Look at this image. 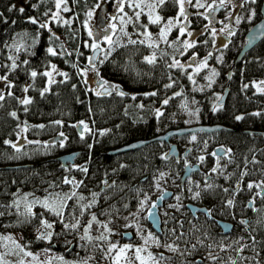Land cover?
Returning <instances> with one entry per match:
<instances>
[{
  "label": "trees",
  "instance_id": "16d2710c",
  "mask_svg": "<svg viewBox=\"0 0 264 264\" xmlns=\"http://www.w3.org/2000/svg\"><path fill=\"white\" fill-rule=\"evenodd\" d=\"M260 1L256 0L255 4L244 2L241 4L236 15L241 18L240 23L227 29L226 34L221 33L224 45L220 48V52L211 50L213 45L211 31H207L206 28L202 31V28L208 24L204 16L198 14H191L188 18V27L192 33L194 32L192 40L195 41L196 46L186 51L180 44L168 47L163 43L159 48H154L148 47L145 43L116 44L114 41L107 59H104L105 54L101 59L104 61L102 64L98 59L96 67L99 76H96L97 80L102 78L111 84L119 85L121 91L127 94L121 97L115 93L110 96L95 95L94 91L88 90L82 76L72 67L75 63L79 68H83L86 63L84 53L87 54L88 50L85 44L90 39L87 28L84 27L87 22V12L92 10L95 4L100 3L104 10L102 14L104 18L105 13L114 7V0H68L70 11L61 12V15L65 19L72 20L71 27L51 23L49 26L60 40H50L47 31L39 30V41L35 46H30L31 38L37 34L38 29L36 25L28 22V18L36 17L40 21L48 19L44 13L49 9L55 10L53 0H0V76L7 74L8 80L14 85L13 88L8 89L6 82H3L5 100L0 106V212L4 213L0 215V232L20 233V244L26 245L28 251L47 247L63 257L72 256L74 259L82 258L87 254L98 255L99 251H102L93 245L96 240L89 244L78 241L73 235H77V231L83 232V228L93 214L101 223H108L109 228L116 229L113 230L115 234L126 216L138 210L139 200L144 199L145 194L150 197L149 205L150 200L161 192L157 193L155 181L160 172H165L175 186L172 187V196L158 210L161 220L160 232L156 233L148 227L144 220L145 210L139 214H141V223L147 227L148 232L158 236L161 243L175 241L182 251L188 249L191 252L190 255L186 252L181 256L164 250V255L171 257L169 264H182V262L194 264L195 261L210 264L206 259L209 251L222 258L217 260L216 264H227L228 257H236L234 248L238 245L233 242L241 237L244 238L241 243L250 246L245 248L242 255L255 256V252L251 250L253 246L251 237H255L254 247L260 253L258 257L260 264H264V198L254 199V208L259 211L247 206L254 197L255 190V188L249 190L247 184L264 181V94L257 92L252 86L253 81L264 80V36L241 59L235 61L238 50L243 44L244 33L259 19ZM20 8L24 9L23 13L19 11ZM225 8L226 5L223 9ZM249 9L256 11V16L251 20L248 18ZM99 10L100 8L96 10L98 18ZM175 11L176 5L171 0L157 9L164 19L174 15ZM126 12L130 16L131 10L126 9ZM212 19L213 17H211V25L215 24ZM144 21L143 18L142 21L128 24L134 27L130 33L137 34L134 30L145 25ZM149 25H153L152 29H156V24ZM230 30L235 34L229 33ZM24 33L28 34L23 41L27 51L22 49L20 53H16L11 45L20 42ZM139 37L142 39V35H139L134 37V40L140 41ZM177 37L172 30L168 40L175 41ZM182 40L183 37H180L181 42ZM61 43L72 53L71 56L47 54L46 49L49 46L56 47L60 51ZM91 52L92 50L89 54ZM153 53L156 54L157 59L155 63L149 64L145 57ZM209 53L212 55L209 56ZM193 54L196 56V62L206 57L209 62L208 68L195 75L197 81L195 86L187 79V76L193 72ZM9 55L17 58V63L20 65L12 72L3 67L11 63L8 60ZM173 57L176 60L184 58L191 62L193 67L169 68L168 64ZM220 57L222 62H218ZM23 60H28V65H22L20 62ZM49 63L55 64L59 71L68 73L69 79L61 82L64 78L57 75L55 77L57 82L50 85V91L41 96L40 91L46 86L47 78L39 73L47 70ZM211 68H215L219 75L214 77L215 82L209 88L204 77ZM32 70L38 72L35 80L30 76ZM173 81L175 83L172 88L164 87ZM245 84L249 85L247 89L243 88ZM73 85H76L75 89ZM25 86H29L27 93L23 92ZM225 86L227 90L221 103L222 107L213 112V105L217 104L216 97L221 96ZM181 89L183 95L170 99L169 104L162 108L164 115L157 118L155 110L161 108L163 99L172 97L173 93ZM8 91L13 95L7 96ZM153 91L157 92L156 96L144 95ZM132 95H136V100L131 99ZM25 96L32 99V103L27 106L21 105L17 99ZM185 97L188 103L195 100L196 109L200 110L195 124H218L227 129L174 136L168 142L153 140L126 152L109 154V151L128 143L148 140L165 131L182 127L185 113L180 105ZM141 103L144 105L143 109L137 107ZM13 111L17 113L18 119L10 116ZM255 112H260L261 115H252ZM238 115L244 116V119L237 121L235 117ZM55 121H61L62 124H55ZM81 121L88 124L91 132L84 131ZM25 122L28 126L27 130L21 131ZM76 124L80 125V131L75 127ZM38 125L45 127L41 129L36 127ZM101 130L108 131L100 136ZM61 133L63 136L60 135ZM193 134L196 135L195 141L192 140ZM5 140L17 143L21 151L16 152L10 144L4 143ZM28 141L40 143H28ZM172 143L183 151L191 150L188 161L199 163L198 172L194 176L190 174L182 182L194 179L196 182H205L201 174L209 172L205 177L210 178L213 187L206 189L200 185L201 188L196 191H200L201 196L197 199L192 198L194 190L189 191L190 186L186 183L184 185L178 183L181 182L183 162L187 158L185 160L171 156L167 159L162 158L166 146L169 149ZM45 144L49 146L45 148ZM89 145L92 147L89 148ZM218 147L231 149V162L228 157L221 159L219 165L223 168V173H212L211 170L217 166V160L211 153ZM69 152L77 153L72 162L66 163L69 168L66 171L56 158ZM201 155L205 157L203 161L198 159ZM253 158L257 163L250 162ZM246 160L249 161L246 169L248 175L241 177ZM80 167H86L87 174L80 171ZM225 176L229 178L225 179ZM64 177L83 181V184L76 189L77 198L67 202L68 207L63 217L64 223H75L74 213L80 221L77 231L64 229L59 217L46 215V212L42 214L37 205L33 207L35 216L27 218L21 215L25 211L23 203L19 209L10 207L15 199L24 194H32L29 196V200H32V197L43 198L48 192H70L72 185L63 184ZM105 180L113 186L105 185ZM53 182L57 187L50 188L49 185ZM238 182L240 189L233 195ZM224 188H228L229 191L224 192ZM93 192L98 194L95 198L91 195ZM80 195L85 199L79 200ZM177 196L180 197L179 201L173 200ZM93 199L96 203L90 209H85L81 216L80 206L88 204ZM228 199L234 200L231 208L226 206ZM190 202L207 207L211 211V218H206L202 214L192 217L184 206ZM170 203L173 206L179 205V209L170 206L166 208ZM125 204L127 208L124 207ZM41 214L43 218L54 221V232L57 227H61L59 232L53 234L51 243L38 240L34 235ZM25 219L28 222H23ZM215 219L231 222L230 232L220 233ZM242 220L248 223L241 224ZM92 226L95 227L92 229L95 234L104 232L98 224L93 223ZM172 229L176 230L175 236L172 234ZM125 231L131 233L128 241L131 240L133 231L130 230L119 231L120 239H122L121 233ZM181 232L184 234L182 239L176 240V236ZM198 240L200 243H197ZM69 241H73L74 244L68 245ZM193 244L196 245L194 250ZM209 244L213 245V249L208 248ZM70 245L72 248L76 247V250L66 252L65 249L67 246V249H70ZM219 245H231V247L228 251L221 252ZM98 261L103 262V259ZM243 264H249V261H244Z\"/></svg>",
  "mask_w": 264,
  "mask_h": 264
},
{
  "label": "snow or ice",
  "instance_id": "6c2138e0",
  "mask_svg": "<svg viewBox=\"0 0 264 264\" xmlns=\"http://www.w3.org/2000/svg\"><path fill=\"white\" fill-rule=\"evenodd\" d=\"M168 2V0H151V2H149V0H115V4H116V8L119 10L120 13H124V15H121L119 17H117L116 15H112L111 17H109L110 22L107 26V28H103L101 31L103 32V41L109 45V49L105 50L103 48H101L100 43L97 42V40L99 39V34H97V40H94L92 42V44L90 45L92 51H93V55L89 56L87 58L88 61V66L85 67L84 69H80L78 67L77 64H72V67L75 68L78 72V74L82 77H87L88 72L92 71L94 72L97 76H99V71L96 67V62L98 61V56L101 52H104V59H107V55L110 54L111 51V46L114 44V40L113 37L116 35V32L119 30L121 33H123L124 35L128 36V33L125 31L126 26L128 24H134L136 22H139L140 17L142 14L147 15L148 18V23L149 24H157L160 25V30H159V42L160 43H164L166 45H168V47H174L176 44H180V46L186 51L190 48H193L196 46L195 41L192 40H188L185 39L182 42L180 41V37H183L186 33L188 37H192L193 33L191 31H187L186 26L181 22V17H183L184 21H187L189 18L188 12H187V6H193L196 9H200V8H206L207 11L209 13H213L215 10L224 7L226 4H231L232 0H219V3L216 2V0H213V2L211 4H205L203 2H201V0H195V4L193 5L192 0H171V2L176 5L178 7V14L174 17V18H168L166 21L164 20V18L158 14L157 9L163 7L166 3ZM54 3V8L55 10H51L49 9L47 12L44 13L45 17H48V19L44 20V21H40L38 18L36 17H29L28 18V22L36 25L37 26V34L31 38V45L30 46H35L36 43H38L39 41V36H40V32L39 30H45L50 34L49 39L50 40H60V37L58 35H56L51 27L49 26L51 23L55 22L57 24H63V25H67L69 27H71L72 24V20L71 19H65L62 15L61 12H68L70 11V8L68 7V0H53ZM244 3H251V4H255L256 0H244ZM125 6H127L129 9L133 10V15L132 16H128L127 13L124 12V8ZM15 7V6H13ZM101 4L97 3L94 5L92 10H89L87 12V16L89 18V21L91 20V18L94 16L95 14V9L96 8H100ZM145 9H147V12H145ZM11 10V9H10ZM19 11L21 13H23L24 9L20 8ZM198 15H201V13L197 12ZM256 16V11L254 9H249V20H251L252 18H254ZM125 17H127V19H125ZM204 18L206 20H209V16L208 15H204ZM229 19H231V16L228 17ZM117 19L119 20V25L120 27L118 28V25L116 23ZM241 18L237 17L236 18V23H240ZM175 21V23H174ZM212 21L209 20V25H211ZM209 25H205L206 29H209ZM84 27L88 28V35L89 37H92L94 35V32L92 30L91 27H89V23L85 22ZM147 25H141V28H143L142 32L137 33V35H142L145 37V40L148 41V47H154V48H159V43L156 41H153L152 39V33H150L147 30ZM173 27H178L179 28V35L177 37V39L175 41H169L168 40V36L171 33ZM211 31V35L213 38L216 37L217 35V31L215 28H210L209 29ZM110 33V34H109ZM232 35H234L235 33H231ZM264 34V33H262ZM27 33H24L21 35V40L20 42H14L11 45V48L15 50L16 53H20L21 50L23 49L24 51H27V47L25 46L24 38L27 37ZM145 40H140V41H136V40H132L131 36L128 37V42L130 44H136V43H145ZM88 46V45H86ZM60 51L57 50L56 47H52L49 46L46 51L47 54L50 56H58V55H64L67 54L69 56L72 55V53L70 51H68L65 47L64 44L61 43L60 46ZM78 55H80V53H77ZM166 54V53H165ZM209 56H211L212 54L209 53ZM157 57L156 54L153 53L151 56H147L145 57V60L149 63H155ZM8 60L11 62L10 64L7 65H3V67L8 68L9 72L15 71L20 65H18L17 63V58L13 57L12 55L8 56ZM192 61L194 62V67L193 64H189L188 67H193V72L191 74H189L187 76V79L195 86L197 84V81L195 80V75L199 74V72L205 68H208V58H204L202 61L200 62H196V56L195 54H193L192 56ZM99 63H103V60H99ZM218 62H222V57L218 58ZM22 65H28L29 61L28 60H23L20 62ZM169 68H180V69H185V65L181 64L178 60L175 59V57L172 58V62L170 64H168ZM210 75H206L204 77V79L208 82L207 86L210 88L211 85L215 82L214 81V77H216L217 75H219V73L216 71L215 68H211L210 70ZM54 73L56 75H59L61 77H63V81L61 82H66L69 79V75L66 72H62V71H58L57 67L55 64H51L49 63V65L47 66V70L43 71L42 73H39V75H42L43 77H46V86L40 91V95L43 96L45 93H48L50 91V85H52L53 83H56L57 81L54 78ZM30 76L33 80H35V78L38 76V72L35 70H32L30 72ZM169 79L171 80V77H169ZM0 81L6 82V87L8 89H11L14 87V85L12 84L11 81L8 80V75L5 74L3 76H0ZM84 83L87 85L88 81L85 80ZM174 81L171 83L166 84L164 87L166 89H170L173 87L174 85ZM252 86L256 89L257 92L264 94V80H261L259 82L253 81L252 82ZM73 89H75L76 85L72 86ZM249 87V85L245 84L243 85L244 89H247ZM89 91H94L95 95L97 96H105V95H112L113 93H115L116 95H119L121 97L127 95L125 92L121 91L120 86L116 85V84H111L109 81L104 80V79H98L96 81V87L95 89H88ZM202 90V89H201ZM29 91V86H25L23 88V92L27 93ZM13 93L11 91L7 92V96H12ZM146 97L147 96H156L157 92L153 91L151 93H145L144 94ZM183 95V89H181V91L175 92L173 93L172 97H168L163 99V101L161 102V108H158L155 110V115L157 118H159L160 116H163L164 113L162 111V108L164 106H167L169 104L170 99H173L177 96H182ZM136 95H132L131 99L132 100H136ZM18 102L23 105V106H27L29 104L32 103V99L25 96L23 98H17ZM5 100V93L4 90L2 88H0V106H2V102ZM217 100V104L213 105V112L217 111L218 108L222 107V104L220 103L223 100V97L221 96H217L216 97ZM192 103H196L195 100L192 101ZM137 107L143 109L144 105L141 103L139 105H137ZM180 107L186 112L187 115L189 116H196L198 118L199 116V109H195L193 110H189L188 108V102H187V98L185 97L184 101L181 103ZM25 111H27V107H25ZM252 115L255 116H260L261 113L260 112H255L252 113ZM10 116L14 119H18L17 117V113L15 111L10 113ZM235 119L237 121L243 120L244 116L242 115H238L235 117ZM55 124H62L61 121H55ZM80 124L83 125V129L84 131H88L91 132V129L89 128L88 124L81 121ZM27 124L25 122V125L23 128H21V131H26L27 130ZM36 127L39 128H44V125H38ZM108 130H101L99 132L100 136H103L106 134ZM61 136H63V133L60 134ZM83 133H81V139H83ZM66 139V138H65ZM192 140L195 141L196 140V135L193 134L192 135ZM5 144H10L11 147L13 149H15L16 152H20L21 149L20 147L17 146V143H12L11 141L5 140L4 141ZM28 143H37L39 144V141H28ZM61 143V147H63V141L60 142ZM49 145L45 144L44 147L47 148ZM92 146L89 145V148H91ZM191 151V150H189ZM212 156L216 157L217 160V166L214 167L211 172L212 173H223V168H221V166L219 165V161L221 159H224L225 157L229 158V162H231V149H225V148H221L218 151H214L213 153H211ZM12 158V157H9ZM163 159H167L168 158V154H164V156L162 157ZM198 159L200 161H203L205 159V157L203 155H201L200 157H198ZM249 161H245V170H243L241 172V177L248 175L247 172V163ZM251 163H257V161L255 160V158L252 159V161H250ZM186 167H188V165H185ZM61 167L64 168L66 171L69 170L68 166L66 164H61ZM76 167V166H74ZM123 167V165H122ZM80 171L84 172L85 174H87V168L86 167H80L79 168ZM165 173L160 172L159 173V178L156 179L155 183H156V187L157 189H159V180L163 179L165 177ZM228 176H225V179H228ZM63 184H67V185H72V190L70 192H48L46 196H44L43 198H39L36 197L32 200H29V196L32 194H24L22 197H18L17 199H15L13 201V204L10 205V207H15L17 209L20 208L21 203L23 202L24 204V213H21V215H24L26 218L29 216H35V213L33 212V207L36 205H39L41 207H43L46 211L52 213L53 215L57 216L60 218V223L63 224L64 229H71V230H77L80 227V221L79 219H77L75 217V214L73 213V218L76 219L75 223L69 224V223H64L63 217H64V211L65 209H67L68 207V201L73 200V198H77V191L76 189H78L80 187L81 184H83V181H76L74 178L73 179H69L67 177H64L62 180ZM104 184L107 185L108 187H112L113 185H109L108 182L105 180ZM205 186L206 189H211L213 187V184L210 182V178L208 180L205 181ZM50 188H55L57 187V185L53 182L49 185ZM197 187H199V185H197ZM247 188L249 190L256 188L258 190V192L256 193V195L261 196L262 198H264V181H261L259 183L256 182H249L247 184ZM240 189V182H238L235 186V189L233 190V195H235L236 190ZM139 191V190H137ZM189 191H191V189H189ZM224 192H228L229 189L228 188H224L223 189ZM92 197L95 198L98 194L93 192L91 193ZM201 196V192L200 191H196L192 193V198L193 199H197ZM79 200H84L85 197L83 195L78 196ZM150 197H148L145 194L144 199L139 200V208L137 210V213H133V215H137L139 214V212H142L145 210V207L147 206V218H154L156 216V209L159 207L157 202H152L150 205H148V201H149ZM164 199V194H162L159 197V200L162 201ZM176 199L179 201L180 197L177 196ZM96 203V200L93 199L91 200L88 204L85 205H81V216L83 215V212L85 209H90L94 204ZM234 204V200L233 199H228L226 201V206L231 208ZM250 208H253L256 211H259V209H255L254 208V199L249 201V205ZM125 208H127V204L124 205ZM170 207H177V209H179V205H170ZM4 213L0 212V215H3ZM165 215H167V213H165ZM193 215H195V213H193ZM205 215L209 216L211 218V211L210 210H205ZM127 219V217L125 218ZM23 222H28L27 219H25V221ZM111 221H109L110 223ZM96 223L98 224L100 227H102L104 229V232H102L99 236L93 237L90 233H91V228H92V224ZM241 224H247V221H240ZM40 226L45 229V231L41 232L38 236L37 239L38 240H47L49 243H51L52 237H53V232L50 231L51 229H53V223L49 222L47 219H44L42 214H41V219H40ZM131 224L125 225V227H131ZM230 230V229H229ZM172 234L175 236L176 235V230L172 229ZM105 233H107L108 235H105ZM114 234L112 229H110L108 227V223H101L100 221H98L97 217L95 214H93L91 216V220L88 222V224L83 228V234L79 237L80 240L82 241H86L87 243H92L93 240H97V241H105L108 242V238L109 235ZM125 235L127 236L128 234L125 233ZM183 232L180 233L179 236H176V240H180L183 237ZM244 238L241 237L238 240L234 241L233 244L238 245L237 247L234 248V251L236 252V257H228V261L227 264H243L244 261H249V264H260V261L258 259L260 253L258 251H256L254 245L256 243L255 237H251L252 241H253V246H251V250L253 252H255V256L252 257H248V256H244L242 255V253L245 251V248L250 247L248 244L246 243H241V241ZM141 240L143 241L142 245H133L132 243H126L123 245H120L118 242H109L108 243V247L107 249H103L101 248V251L104 254V258L105 259H110L112 264H169L171 257H166L164 255L163 252L160 253H153L152 251L149 250L150 247L155 246L156 248H163L165 249V251L167 252H171L174 254H179L181 256H184L185 253L187 252L189 255L191 254V252L188 249H184L183 251L180 249V246L178 244L175 243V241H173L172 243H161L160 239L158 236H155L153 233L149 232L147 234V236H143L141 235ZM0 241H10L11 244L13 245V250H18L19 253H22L24 257H31L32 261L37 262V264H51V259L47 260V261H43L41 262L39 260V256L37 254L32 253L31 251H27L26 250V245H21L20 243H18L16 240H14L10 235L9 236H2L0 235ZM151 241V244L149 243ZM197 243H200V241L198 240ZM5 247L7 248V244H5ZM231 247V245H219L220 251L221 252H225L228 251V248ZM196 248V245L193 244L192 245V249L194 250ZM209 249H213V245L209 244L208 245ZM50 250H45V252H48ZM129 253H131V255H129ZM8 252H5L3 254H0V264H13V262L8 261L5 259V257L8 255ZM55 259L61 261V264H71V262L65 261L64 258L62 256L59 257H55ZM89 259H92L91 257H89ZM206 259H208V261L210 262V264H216L217 260H221L222 258L219 255H213L211 251H209L208 256L206 257ZM15 264H25V261L23 259H20L18 261L15 262ZM82 264H88L87 260H84L82 262ZM183 264V262H182ZM189 264H191V262H189ZM194 264H203L202 261H195Z\"/></svg>",
  "mask_w": 264,
  "mask_h": 264
},
{
  "label": "rangeland",
  "instance_id": "374dc122",
  "mask_svg": "<svg viewBox=\"0 0 264 264\" xmlns=\"http://www.w3.org/2000/svg\"><path fill=\"white\" fill-rule=\"evenodd\" d=\"M114 2H115V0H114ZM149 2H151V0H149ZM201 2H203V3H205L207 5V4H211L213 2V0H201ZM216 2L219 3V0H216ZM243 2H244V0H232V3L231 4H226V8L225 9L222 8V9L216 11V14L215 15L209 13L206 8L196 9L193 6H188L189 11L191 13H193V14H197V12H199V13H201V16H204V15H208L210 17L216 16L217 21H215L214 23L217 26H215V24H212L211 25V28H215L216 29L217 35H216L215 38L212 37V39H213V45H212L211 50H213L215 52H220V48L224 45L223 44V38L221 36V33L226 34L227 33V29H230L231 27H234L236 25V18L238 17L236 15H237L238 11L240 10L241 4ZM192 3L194 5L195 4V0H192ZM126 9L128 11L131 10V12H130L129 15L132 16L133 15V10L132 9H129L127 6H125V8H124V12L125 13H127L126 12ZM96 10L98 11V8H96ZM96 10H95L94 16L91 18L90 21H89V18L87 17V22L89 23V27L92 28V30L94 32V35L92 37H90L88 43L85 44V45H88V46H86V48L88 50V53L87 54L84 53L85 54L84 59H85V62L86 63H85V66L83 68H80L81 70L88 66L87 58H88V56L91 55V53L89 54V52L92 50L91 47H90V45L92 44V42L94 40H97V34H99V39L97 40V42L100 43L101 48H103L105 50H108L109 49V45H107L103 41V35L104 34L101 31L103 28H107L108 24L110 22H112V21H110L109 17H111L112 15H116L117 17H119L121 15H124V13H120L118 9L114 10L113 7H112L111 10H112L113 13H109V11H108L107 13H105L104 18H101L99 20V18L97 17V13H96L97 11ZM145 12H147V9H145ZM229 16H231V19L228 18ZM143 18L145 20L144 21L145 22V25L148 26L147 27V30L150 33H152V39H153V41L158 42L159 45L163 44V43H160L159 42V36H158L159 30H160V27H159L160 25H157L156 24V29H152L153 25H149L147 15H145V17L141 15L139 21H142ZM125 19H127V17H125ZM167 19L168 18H165L164 20L166 21ZM181 22H182V19H181ZM116 23H117L118 28H119L120 25H119V20L118 19H117ZM174 23H175V21H174ZM188 26H186L187 31H191ZM158 27H159V29H158ZM133 28L134 27H131L129 25L126 26L125 31L128 33V36L124 35L123 33H121L118 30L116 32V35L113 37V40L116 41V44H122V43L128 42V37L129 36H131V39L132 40H134V37H138L139 35H137L135 33L134 34H131L130 33V31ZM173 28L174 29H172V30H173L174 34L176 36H178L179 35V28L178 27H173ZM141 30H142V28L139 26V27H136V29L134 31H136L137 33H139V32H142ZM87 31H88V28H87ZM207 31H209V29ZM138 39H140V37ZM183 39L184 40L185 39H188V40L192 41V37H188L187 36V33L183 36ZM140 40H145V37L142 36V39H140ZM145 44L148 45V41L147 40H145ZM104 54H105L104 52H101L99 54V56H98V59L101 60L103 58V55ZM181 58H182V56H181ZM181 58L178 61L181 64H184L185 65V68L189 64H191V62H189L187 60H184V58L183 59H181ZM208 75H210V71H208ZM56 76L57 75L54 73V78ZM82 79H83V81H85V80L88 81V84L86 85L88 88L95 89V87H96V81H97V76H96V74L94 72L89 71L87 77H82ZM205 82L208 83L206 80H205ZM0 88H2L4 90V83H3V81H0ZM188 108H189V110H193L194 111L196 109V106L193 103H188ZM184 113H185V117H184V120H183V126H191V125H194L197 122V117L196 116H189V115L186 114L185 111H184ZM194 164H197L198 165V163H194ZM165 174H166L165 177L163 179H160L159 180V189H157V193L160 191L161 188H169V189H172L171 184H173V182L170 181L171 179L169 178V175L167 173H165ZM188 182H194V181L193 180H189ZM155 185H156V183H155ZM32 199H34V197H32ZM175 199L176 198H174L173 200H175ZM170 205H171V203H170ZM170 205L167 204L166 205V208H169ZM37 206H38L39 210L42 212V214H44L46 212V215L54 216L52 213L46 211L43 207H41L39 205H37ZM134 213H137V211H135ZM126 217H127V219H124V222L121 224V226L119 227V229H117L116 233L115 234H112V235H109V238L110 239L108 240V242H105V241H97L96 240L93 245H95L96 248H100V249L103 248L105 250L107 249L109 242H118L120 245H123V244H126V243H132L133 245H142L143 244V241L141 240V235L147 236V234L149 232L147 230V227L144 224L141 223V218H140L141 217V214H138V216H137V215H133V213H132V214L127 215ZM44 219H46V218H44ZM47 220L49 222L53 223V229H51L50 231H52L54 234L57 233V232H59V230H61L60 229L61 227H57V230H55V232H54V227H55L54 226V224H55L54 221L49 220L48 218H47ZM128 224H131L132 226L131 227H125V225H128ZM93 228H95V227L92 226L91 233L90 234L93 237L99 236L100 235L99 232H97V234H95L94 232H92V229ZM110 229H112V231L113 230H116V229H113V228H110ZM123 230L133 231V237H132L131 240L128 241V240H125V239H120L118 232L119 231H123ZM43 231H45V229H43L40 226V223H39L37 225L35 231H34V235L35 236H38ZM82 234H83V232L77 231V235H73V237H76V239L78 241L82 242V240L79 239V237ZM0 235H2V236H9L10 235L18 243L21 242V235L18 232H12V233L0 232ZM105 235H108V234L105 233ZM43 241L45 243H48L47 240H43ZM83 242L87 243L86 241H83ZM149 243L151 244V241ZM5 244H7V248L5 247ZM46 249L47 250H50V251L45 252ZM149 250L152 251L153 253H158V252H163L165 249H163V248H156L155 246H152V247L149 248ZM5 252H8L9 253L5 257V259L8 260V261L13 262V264H15V262L18 261V260H20V259H23L25 261V264H37V262L31 260V257H24L23 254L22 253H19L18 250H13V245L11 244L10 241H0V254H3ZM31 252L34 253V254H37L39 256V260L41 262L47 261V260L51 259V264H61V261L55 259V257H59V256H62V255L60 253H58V252L52 251L51 249H49L47 247L42 248V249H39V250H36V251H31ZM129 255H131V253H129ZM89 257H91L92 259H89ZM63 258H64L65 261L71 262V264H82V262L84 260H87L88 261V264H112L111 260L110 259H105L103 252H100V251H99V254L98 255H90V254H87V255H85L82 258L79 257V258H75V259L72 258V256H67V257L65 256ZM97 258H98V260L102 258L103 259V262L102 261L101 262L98 261ZM122 264H123V262H122Z\"/></svg>",
  "mask_w": 264,
  "mask_h": 264
},
{
  "label": "water",
  "instance_id": "95a60500",
  "mask_svg": "<svg viewBox=\"0 0 264 264\" xmlns=\"http://www.w3.org/2000/svg\"><path fill=\"white\" fill-rule=\"evenodd\" d=\"M222 8L223 7L215 10L211 14L215 15L216 11H218ZM103 11H104L103 7L101 6L100 7V13H99L100 17H102ZM258 13H259V19L256 22H254L246 30V32L243 35V38H242L243 44L241 45L240 49L238 50L235 61L241 59L242 56L246 52L250 51L255 45H257L262 40V38L264 36V34H262V33H264V0L260 1ZM93 54L94 53L92 51L90 56H92ZM226 90H227V86L224 87V90L221 94V97H223V100L220 103H222L224 101V98L226 96ZM75 127L77 128L78 131H80V125L79 124H76ZM222 128L227 129L226 127L218 125V124H212V125L195 124V125H191V126H182L179 128H175V129L165 131L164 133H161V134H159V135H157L151 139H148V140L134 141V142L128 143L126 145H123L121 147H118V148H115V149L109 151V154H117V153L126 152L129 150L135 149V148H137V147H139L145 143H148L150 141H153V140H160V141L168 142L169 139L174 137V136H180V135H184V134H188V133L201 132V131L202 132L217 131V130L222 129ZM219 149H221V148L220 147L215 148L214 151H218ZM177 152H178L177 147L174 144H170L169 149H168V154L176 156ZM76 153L77 152H69V153L62 154V155L58 156L56 158V160L59 161L61 164H66L67 162H72ZM198 170H199V166L197 164L188 165V167L184 166L182 175L180 177V181L182 182L191 173L197 172ZM162 194H164V199L162 201H160L159 197ZM172 194H173L172 190L163 189L158 195H156L154 197V199L150 202V204L152 202H157L159 207H160L162 205V202L167 200L169 197H171ZM185 207L192 215L195 212H201L205 215L206 209L204 207H197L191 203H186ZM158 208L155 210L156 216L154 218H147V210H148L147 208H146L145 214H144L145 222L149 225L150 229L156 233L160 232V217L158 214ZM193 216H195V215H193ZM205 216L210 218L207 215H205ZM215 222L218 225V227L220 228L222 233L226 234V233L230 232L231 224L228 221L215 220ZM125 233H127L128 235L126 236ZM121 237H122V239L128 240L131 237V233L129 231L122 232ZM70 247H71V245L69 246V248Z\"/></svg>",
  "mask_w": 264,
  "mask_h": 264
},
{
  "label": "flooded vegetation",
  "instance_id": "af4514ba",
  "mask_svg": "<svg viewBox=\"0 0 264 264\" xmlns=\"http://www.w3.org/2000/svg\"><path fill=\"white\" fill-rule=\"evenodd\" d=\"M113 9L114 10H116V4H114V7H113ZM105 11H106V9H105ZM108 12V11H107ZM106 12V13H107ZM187 12H188V15L190 16L191 14H193V13H191L190 11H189V8H188V6H187ZM109 13H113L112 12V10L111 11H109ZM178 14V7L176 6V11H175V13H174V15H172V16H169V17H166V18H174L176 15ZM194 15V14H193ZM142 16H144L145 17V15L144 14H142ZM215 17L216 16H213V21L215 22L217 19H215ZM181 19H182V23L185 25V26H188L189 25V23H188V20L187 21H184V19H183V17H181ZM209 20H211V17L209 16ZM209 20H206V23L209 25ZM211 26V25H210ZM209 26V27H210ZM202 31H205V26L202 28ZM229 33H231V30L230 31H228ZM172 144H174V143H172ZM168 146H166V149H165V151H164V154H168V148H167ZM177 150H178V152H177V154H176V156H173V155H169L168 154V156H171V157H173V158H175V159H178L179 157L180 158H183L184 160H185V158H187L184 162H183V167H184V165H186V164H189V165H192L193 163H198V162H189L188 161V158L190 157V154H189V151H188V149H186V150H181V148H179L178 146H177ZM182 151V152H181ZM213 153V152H212ZM199 164V163H198ZM198 172V171H197ZM195 173L196 172H194V173H191V175L190 176H194L195 175ZM207 174H209V172H207L206 174H201V176L203 177V179L206 181V180H208L207 178L208 177H205ZM194 182H178L180 185H184L185 183L187 184V186H190V188H191V190H194V192H196V189H200L201 187H200V185H202L203 186V188L204 187H206L205 186V182H196V180L194 179L193 180ZM211 183H213V182H211ZM197 185H199V187H197ZM171 186L172 187H174L175 186V184L173 183V184H171ZM163 189H169V188H161L160 189V191H162ZM170 190H172V189H170ZM159 191V192H160ZM173 191V190H172ZM258 192V190L255 188V190L253 191V193H254V197H252L251 198V200H253V199H255V197H261V196H258V195H256V193ZM157 195V194H156ZM155 197V196H154ZM154 197H153V199H154ZM153 199H151L150 201H152ZM166 201V200H165ZM165 201H163L162 202V205L161 206H163V204H164V202ZM191 204H193V205H195V206H197V207H204L206 210H209L207 207H205V206H203V205H198V204H195V203H192V202H190ZM150 204V203H149ZM160 206V207H161ZM185 206V205H184ZM247 206H248V204H247ZM159 207V208H160ZM249 207V206H248ZM147 208V207H146ZM159 208H158V210H159ZM186 208V207H185ZM146 210V209H145ZM187 210V209H186ZM188 211V210H187ZM189 212V211H188ZM190 213V212H189ZM144 214H145V211H144ZM159 214V213H158ZM197 214H202L203 216H205L203 213H201V212H195V216L197 215ZM190 215L192 216V217H195V216H193L191 213H190ZM206 217V216H205ZM207 218V217H206ZM145 220V219H144ZM215 220H217V219H215ZM220 220V219H219ZM224 221H226V220H224ZM229 222V221H228ZM230 224H231V229H232V223L231 222H229ZM147 224V223H146ZM160 224H161V220H160ZM148 225V224H147ZM216 226L218 227V225L216 224ZM148 227H149V225H148ZM150 228V227H149ZM218 229H219V232L220 233H222L221 232V230H220V228L218 227ZM222 234H225V233H222ZM73 243V241L72 242H68V245L69 244H72ZM74 244V243H73ZM78 245V244H77ZM67 248H68V246H67ZM65 249V251L66 252H72L73 251V249H75L76 247H71L70 249ZM76 250V249H75Z\"/></svg>",
  "mask_w": 264,
  "mask_h": 264
},
{
  "label": "bare ground",
  "instance_id": "6f19581e",
  "mask_svg": "<svg viewBox=\"0 0 264 264\" xmlns=\"http://www.w3.org/2000/svg\"><path fill=\"white\" fill-rule=\"evenodd\" d=\"M164 51V50H163ZM58 163V162H57Z\"/></svg>",
  "mask_w": 264,
  "mask_h": 264
}]
</instances>
